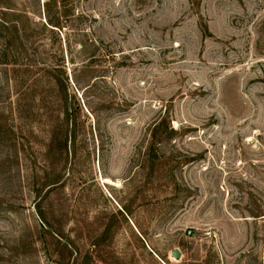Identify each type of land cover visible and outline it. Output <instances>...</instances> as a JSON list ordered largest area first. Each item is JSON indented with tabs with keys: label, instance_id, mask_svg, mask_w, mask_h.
Returning <instances> with one entry per match:
<instances>
[{
	"label": "rangeland",
	"instance_id": "rangeland-1",
	"mask_svg": "<svg viewBox=\"0 0 264 264\" xmlns=\"http://www.w3.org/2000/svg\"><path fill=\"white\" fill-rule=\"evenodd\" d=\"M0 264H264V0H0Z\"/></svg>",
	"mask_w": 264,
	"mask_h": 264
},
{
	"label": "water",
	"instance_id": "water-1",
	"mask_svg": "<svg viewBox=\"0 0 264 264\" xmlns=\"http://www.w3.org/2000/svg\"><path fill=\"white\" fill-rule=\"evenodd\" d=\"M171 257L178 260L180 258V252L177 249H173L170 253Z\"/></svg>",
	"mask_w": 264,
	"mask_h": 264
},
{
	"label": "bare ground",
	"instance_id": "bare-ground-1",
	"mask_svg": "<svg viewBox=\"0 0 264 264\" xmlns=\"http://www.w3.org/2000/svg\"><path fill=\"white\" fill-rule=\"evenodd\" d=\"M104 182H110L109 179H105ZM111 183V182H110Z\"/></svg>",
	"mask_w": 264,
	"mask_h": 264
},
{
	"label": "built area",
	"instance_id": "built-area-1",
	"mask_svg": "<svg viewBox=\"0 0 264 264\" xmlns=\"http://www.w3.org/2000/svg\"><path fill=\"white\" fill-rule=\"evenodd\" d=\"M189 233H190V231H189Z\"/></svg>",
	"mask_w": 264,
	"mask_h": 264
}]
</instances>
